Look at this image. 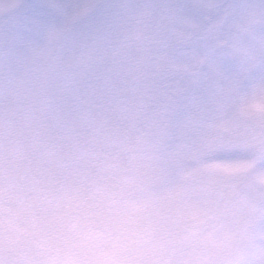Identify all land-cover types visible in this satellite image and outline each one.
<instances>
[{"label":"snow or ice","instance_id":"1","mask_svg":"<svg viewBox=\"0 0 264 264\" xmlns=\"http://www.w3.org/2000/svg\"><path fill=\"white\" fill-rule=\"evenodd\" d=\"M0 264H264V0H0Z\"/></svg>","mask_w":264,"mask_h":264}]
</instances>
